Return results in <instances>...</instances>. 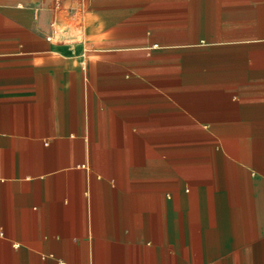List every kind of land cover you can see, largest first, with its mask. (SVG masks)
<instances>
[{"label": "crops", "instance_id": "crops-1", "mask_svg": "<svg viewBox=\"0 0 264 264\" xmlns=\"http://www.w3.org/2000/svg\"><path fill=\"white\" fill-rule=\"evenodd\" d=\"M0 0V264H264V0Z\"/></svg>", "mask_w": 264, "mask_h": 264}, {"label": "built area", "instance_id": "built-area-1", "mask_svg": "<svg viewBox=\"0 0 264 264\" xmlns=\"http://www.w3.org/2000/svg\"><path fill=\"white\" fill-rule=\"evenodd\" d=\"M52 2H53V8L55 14L53 15V18L50 23L51 31L47 35V39L49 41H54L57 38L60 39L63 38L64 40L75 38L74 36L72 38H68V29L57 18V12H59L62 9L63 0H52ZM84 17H85L84 0H74V5L71 8L70 20L72 24H74L76 27L79 28V30H81L83 26L82 20L84 19Z\"/></svg>", "mask_w": 264, "mask_h": 264}]
</instances>
